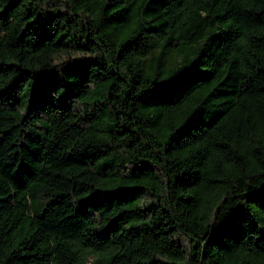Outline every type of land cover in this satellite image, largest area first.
<instances>
[{
	"label": "trees",
	"instance_id": "obj_1",
	"mask_svg": "<svg viewBox=\"0 0 264 264\" xmlns=\"http://www.w3.org/2000/svg\"><path fill=\"white\" fill-rule=\"evenodd\" d=\"M0 264H264V0H0Z\"/></svg>",
	"mask_w": 264,
	"mask_h": 264
}]
</instances>
